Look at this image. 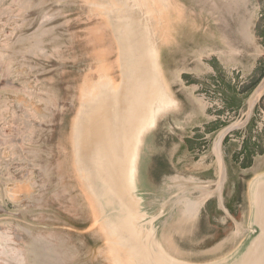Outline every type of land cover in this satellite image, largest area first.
<instances>
[{"label": "rangeland", "instance_id": "1", "mask_svg": "<svg viewBox=\"0 0 264 264\" xmlns=\"http://www.w3.org/2000/svg\"><path fill=\"white\" fill-rule=\"evenodd\" d=\"M142 20L152 31L161 85L174 101L139 151L144 223L153 219L162 246L169 235L173 248L164 250L183 264H239L261 234L253 199L264 184V149L255 145L264 140L262 102L247 124L245 118L264 75V0H0V264H114L107 250L117 240L99 228L118 210L105 208L98 222L91 217L93 165L80 111L83 98L107 82L100 62L120 83V25L144 58ZM234 127L222 150L234 144L238 161L244 151L247 157L223 162L220 183L211 147ZM181 139L195 152L166 185L168 166L152 155L170 154ZM205 195L202 206L192 203ZM182 199L194 211L177 212ZM134 245L120 247L126 264H136Z\"/></svg>", "mask_w": 264, "mask_h": 264}, {"label": "bare ground", "instance_id": "2", "mask_svg": "<svg viewBox=\"0 0 264 264\" xmlns=\"http://www.w3.org/2000/svg\"><path fill=\"white\" fill-rule=\"evenodd\" d=\"M112 12L114 10L110 9L108 14ZM140 26V39L145 46L144 58H139V54L136 55L138 52L134 51L128 42L127 26L120 25L117 29L122 60L120 83H115L110 78L106 65L100 62L98 68L106 69L102 75L107 82L99 84V91L96 95L85 96L81 105L80 123L86 124L83 131L87 134V143L90 142L91 146L87 153L89 154L88 162L93 165L90 190L94 200L92 198L89 200L90 214L92 219L98 222L97 219H101L105 208L117 207V219L115 217L114 221L105 220L99 228V231L106 237H113L117 240L115 243L117 248L107 250L114 264H126L120 259L118 252L121 246L129 242H135L131 253V263L146 264L152 259L154 263L158 264H183L164 250V245L173 248L167 238L169 235L165 234V237L162 235L164 241L162 246L155 237L158 230L152 226L153 219L144 223L146 216L140 211L142 197L136 194L139 193L137 161L141 147L145 146L144 138L155 127L157 116L174 103L169 92L161 85L158 54L152 44L150 25L142 20ZM88 87L87 83H84L82 92L84 93ZM165 178L166 185L178 180L177 177ZM206 196L193 200L192 203L199 204L198 207L202 206L207 199ZM253 200L256 208L255 219L261 229V234L251 242L239 264H255V260L264 256L262 250L264 247V184H260L256 188ZM186 201L188 200L182 199L176 204L177 209L182 205V208H179L177 212L187 215L189 211H194L189 209ZM219 201L221 200L219 199ZM246 206L245 204V208ZM241 215L243 216V214ZM196 217L198 218V216ZM178 225L180 224L178 223ZM187 232L185 231V233Z\"/></svg>", "mask_w": 264, "mask_h": 264}, {"label": "crops", "instance_id": "3", "mask_svg": "<svg viewBox=\"0 0 264 264\" xmlns=\"http://www.w3.org/2000/svg\"><path fill=\"white\" fill-rule=\"evenodd\" d=\"M264 77V75H263ZM263 77L261 78V80L263 79ZM261 82V81H260ZM259 82V83H260ZM258 83V85H259ZM258 85L254 88V90L252 91V93L250 94V96L248 97L247 99V103H246V110H248V106L256 92V89L258 87ZM262 102L263 106H264V89L260 92V95H259V98H258V101L256 102L255 106H254V109L255 107L257 106V104H259V102ZM253 109V110H254ZM247 112V111H246ZM263 117H264V107H263ZM245 128H241V130H244ZM239 130V131H241ZM237 132V131H236ZM172 135H175V137H177L176 135L177 134H172ZM231 135V133H230ZM229 134L224 138L223 142H222V145H221V155H222V158H223V161L224 162H239V161H243L244 158L247 157V153L246 151H244L238 161V157H239V152L236 153V151H240V146H235L234 144H231L232 146V151L228 152L225 151V148L222 150V147L223 144L225 143L224 141L227 139V137L230 136ZM260 135H261V138L262 136H264V128L262 130H260ZM168 139V138H167ZM185 139H189V136H186ZM252 142H254V139L252 140ZM150 146L153 144L152 141H150ZM154 143H155V140H154ZM255 145H258V146H261L262 147V150L264 149V140H262L259 144V142L255 143ZM211 150H212V147H211ZM197 151V149H196ZM191 152H195V150H190V148L188 147V144H187V141L185 140H178V144L175 145L171 151L170 154H167L166 152H164V149H161L160 152H156L152 155V157H161L163 159L164 162H166L167 166H168V172H166V174L162 175L161 178H165V177H170V176H175V174L178 172V167L181 165L180 162H183L184 160L187 161L188 160V157L191 156ZM184 154V156L182 155ZM181 156V157H178V156ZM227 156H230L229 158ZM151 157V158H152ZM257 159H260L259 156H257ZM252 160L253 162H256V160L252 157ZM214 162H216L215 158H214ZM205 206H203V213L207 216H209V211L207 208H205ZM216 216V215H215Z\"/></svg>", "mask_w": 264, "mask_h": 264}, {"label": "water", "instance_id": "4", "mask_svg": "<svg viewBox=\"0 0 264 264\" xmlns=\"http://www.w3.org/2000/svg\"><path fill=\"white\" fill-rule=\"evenodd\" d=\"M264 89V77L263 79L261 80V82L259 83L257 89H256V92L248 106V110L246 112V118H245V124H247L252 112H253V109H254V106L256 104V102L258 101V98H259V95H260V92ZM233 130H238V128H229L228 130H225L223 132H221L219 134V137L217 138L216 142L213 144L212 146V150H213V156L216 160V164H217V167H218V180L221 182L224 181L225 179V169H224V166H223V158H222V155H221V145H222V142L224 140V138L229 134L231 133Z\"/></svg>", "mask_w": 264, "mask_h": 264}]
</instances>
